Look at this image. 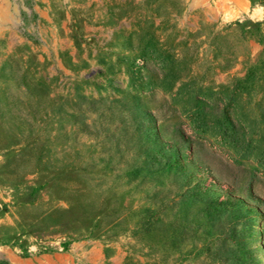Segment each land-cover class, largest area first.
<instances>
[{"label": "rangeland", "instance_id": "1", "mask_svg": "<svg viewBox=\"0 0 264 264\" xmlns=\"http://www.w3.org/2000/svg\"><path fill=\"white\" fill-rule=\"evenodd\" d=\"M0 264H264V0H0Z\"/></svg>", "mask_w": 264, "mask_h": 264}]
</instances>
